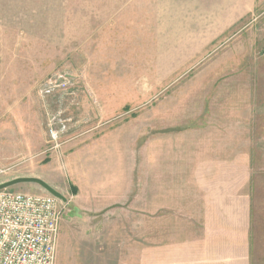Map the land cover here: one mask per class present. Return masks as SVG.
<instances>
[{
  "label": "rangeland",
  "instance_id": "1",
  "mask_svg": "<svg viewBox=\"0 0 264 264\" xmlns=\"http://www.w3.org/2000/svg\"><path fill=\"white\" fill-rule=\"evenodd\" d=\"M221 120L264 264V0H0V183L65 197L55 264H144L166 135Z\"/></svg>",
  "mask_w": 264,
  "mask_h": 264
},
{
  "label": "crops",
  "instance_id": "2",
  "mask_svg": "<svg viewBox=\"0 0 264 264\" xmlns=\"http://www.w3.org/2000/svg\"><path fill=\"white\" fill-rule=\"evenodd\" d=\"M231 130H179L192 137L185 149L171 143L179 131L163 138L158 203L145 184L144 264H250V163L233 158Z\"/></svg>",
  "mask_w": 264,
  "mask_h": 264
},
{
  "label": "built area",
  "instance_id": "3",
  "mask_svg": "<svg viewBox=\"0 0 264 264\" xmlns=\"http://www.w3.org/2000/svg\"><path fill=\"white\" fill-rule=\"evenodd\" d=\"M60 200L0 190V264H55Z\"/></svg>",
  "mask_w": 264,
  "mask_h": 264
},
{
  "label": "water",
  "instance_id": "4",
  "mask_svg": "<svg viewBox=\"0 0 264 264\" xmlns=\"http://www.w3.org/2000/svg\"><path fill=\"white\" fill-rule=\"evenodd\" d=\"M18 184H36L42 187L49 195L53 196L54 198L66 202V199L63 195H61L59 192H57L55 189H53L51 186H49L47 183H45L43 180L35 177H19L15 178L3 183H0V190H4L7 188H10L12 186L18 185Z\"/></svg>",
  "mask_w": 264,
  "mask_h": 264
}]
</instances>
